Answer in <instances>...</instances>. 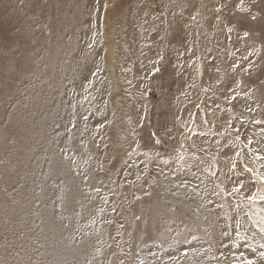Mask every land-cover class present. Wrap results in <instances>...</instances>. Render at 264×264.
<instances>
[{
	"label": "rangeland",
	"instance_id": "1",
	"mask_svg": "<svg viewBox=\"0 0 264 264\" xmlns=\"http://www.w3.org/2000/svg\"><path fill=\"white\" fill-rule=\"evenodd\" d=\"M258 192L264 0H0V264H238Z\"/></svg>",
	"mask_w": 264,
	"mask_h": 264
},
{
	"label": "bare ground",
	"instance_id": "2",
	"mask_svg": "<svg viewBox=\"0 0 264 264\" xmlns=\"http://www.w3.org/2000/svg\"><path fill=\"white\" fill-rule=\"evenodd\" d=\"M187 24V23H186ZM113 49L111 48L110 53L112 55ZM142 53V52H141ZM143 54V53H142ZM150 58V57H149ZM151 63V62H150ZM149 64V63H147ZM112 69V68H111ZM200 67L197 69L198 75H200ZM223 99V98H222ZM239 113V112H238ZM184 115V114H183ZM201 116H202V120L204 123H206V118L204 116V111L201 110ZM120 117V116H119ZM237 117V116H236ZM182 119V117H181ZM115 122V121H114ZM198 122V121H197ZM108 125V124H107ZM228 127V126H227ZM191 131L193 133L196 132L195 129V125H193L191 127ZM206 132V131H205ZM212 143V142H211ZM214 144V143H213ZM215 149V148H214ZM213 149V150H214ZM222 149V147H221ZM223 150V149H222ZM231 151V150H230ZM229 151V152H230ZM218 154V153H217ZM216 154V155H217ZM215 155V156H216ZM234 156V155H233ZM219 160V159H218ZM216 167L214 166L211 170V174H215L216 175ZM196 172V171H195ZM221 187V186H220ZM210 188V187H209ZM222 189V188H221ZM211 190V188H210ZM225 191V190H224ZM255 198L252 201V205L256 206L255 209H257L256 215L255 217L259 220V211H262L261 209H258L259 207L257 206V202L260 203L261 198L263 197L262 193L259 194V192L256 194H254ZM255 211V210H254ZM264 214V211H263ZM254 215V214H253ZM252 218V217H251ZM256 218H252V221L255 222L256 224L258 223V220ZM242 222L240 223V226L238 227V236H237V240L239 242V245L242 247V252L240 255V258L238 260V264H264V240H262L261 242H257V243H253L252 239H254L253 236L257 235V232H253L250 231L248 229V225L247 223L242 219ZM260 227L262 230H264V215L260 216ZM253 235L252 237L250 236V233Z\"/></svg>",
	"mask_w": 264,
	"mask_h": 264
},
{
	"label": "snow or ice",
	"instance_id": "3",
	"mask_svg": "<svg viewBox=\"0 0 264 264\" xmlns=\"http://www.w3.org/2000/svg\"><path fill=\"white\" fill-rule=\"evenodd\" d=\"M241 3H243V0H241ZM106 7V6H105ZM216 11H220V9L219 8H217L216 9ZM253 19H255V17H253ZM247 35V34H246ZM157 71H158V69H157ZM233 99H235V97H233ZM248 171H251L250 169H248ZM261 199H264V197H262Z\"/></svg>",
	"mask_w": 264,
	"mask_h": 264
}]
</instances>
